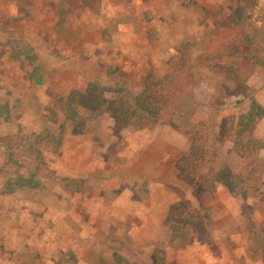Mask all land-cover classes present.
Listing matches in <instances>:
<instances>
[{"label":"rangeland","instance_id":"rangeland-1","mask_svg":"<svg viewBox=\"0 0 264 264\" xmlns=\"http://www.w3.org/2000/svg\"><path fill=\"white\" fill-rule=\"evenodd\" d=\"M85 1L70 0L69 10L94 12L108 43L101 48L113 54L104 59L103 53L84 68L74 58L66 60L61 38H48L61 53L41 52L40 20L19 22L21 32L10 30L18 24L10 13L0 22L8 27L0 31V264H106L115 254L150 263L157 248L167 264H264L251 252L243 198L225 185L205 202L211 218L204 235L185 229L172 239L168 223L173 203L197 204L175 166L188 148L184 132L191 124L206 123L217 168L238 171L264 159V149L241 155L220 131L224 118L255 109L253 134L264 141V0ZM240 7L252 13L263 45L254 58L227 59L247 76L249 93L218 103L222 86L231 81L196 65L192 92L181 97L174 115L176 127L130 125L117 134L107 111L68 102L72 89L57 84L62 79L84 89L96 80L105 85L107 98L119 87L139 94L151 68L172 79L171 62L184 41L193 44L188 55L195 63L200 42ZM83 55L93 58L92 51ZM39 63L68 66L47 69ZM247 202L252 219L264 221V184Z\"/></svg>","mask_w":264,"mask_h":264},{"label":"trees","instance_id":"trees-1","mask_svg":"<svg viewBox=\"0 0 264 264\" xmlns=\"http://www.w3.org/2000/svg\"><path fill=\"white\" fill-rule=\"evenodd\" d=\"M253 19L252 13L240 7L228 22L218 24L200 42L201 52L195 63L188 55L193 44L188 41L181 43L177 47L179 57L171 62L172 79L169 81L151 68L144 77V89L139 94H132L127 87H119L114 90L111 98H107L105 85L95 80L88 83L85 91L72 90L67 101L76 102L91 111H107L114 119L117 134L130 125L144 128L167 122L176 127L174 115L179 113L177 108L181 105V97L192 92L196 65L223 74L231 81V84L222 86L218 103L222 104L230 97L249 93L247 76L240 68L229 64L227 59L238 56L254 58L262 50L259 30ZM254 111L255 109H251L246 114L226 117L220 123L221 133L243 156L248 152L264 149V141L253 134L258 120V114ZM205 124L199 120L184 132L188 148L175 166L178 176L192 189L197 204L183 200L170 206L168 223L171 237L179 238L185 229L196 236L204 235L211 218L205 202L219 185H225L243 198L241 212L246 223L251 252L260 255L264 262V221L257 223L252 219L253 208L247 202L248 197L262 190L264 159L250 160L238 171L225 166L215 167L212 164L214 154L208 143ZM150 259V263H137L115 254L113 262L106 264H167V255L160 248L152 252Z\"/></svg>","mask_w":264,"mask_h":264},{"label":"crops","instance_id":"crops-1","mask_svg":"<svg viewBox=\"0 0 264 264\" xmlns=\"http://www.w3.org/2000/svg\"><path fill=\"white\" fill-rule=\"evenodd\" d=\"M33 2L36 5V8L34 10L32 9ZM85 2V0H81L79 5H82L83 3L85 4ZM8 3H10L9 7L7 5ZM70 5V0H0V22H3L5 20V15L7 13H10V15L8 16L10 18V21L13 22L15 20L18 23L15 27H13V23H11L10 30H17V28H21L20 26H18L19 22L27 23V21L36 22L40 20V31H42L40 37L44 42L43 48L40 47L41 52L49 53L56 50L58 53H61L62 49H53L52 47L54 46H50L53 45V43L48 39L50 36L52 38H61L62 40H60V43L58 45L67 48L65 54L66 60L74 58L79 64H81V66H83V68L88 63H91L92 60L98 61V56L104 57L103 53H105L104 59H106L108 52L109 54H113L112 50H106L108 46H106L103 50L101 48L104 45L108 44L106 42V39L103 37V22L96 20L92 16V13L94 12L89 11V9H87L85 12L88 16L80 10H72L71 12L69 10ZM3 12L5 13L2 15ZM39 14H41L40 17ZM63 18H65L66 22H63ZM69 20L74 22V24L71 25L70 23H68L67 21ZM97 21L99 23V26L93 28L95 25H98ZM29 28L31 29V27ZM35 28L37 29V24H35ZM5 29H8L7 25L4 23H0V31H3ZM77 36L81 37L80 45L76 41V38H78ZM32 37H39V33H37V35L32 33ZM63 38H66V40H63ZM67 51L69 54H67ZM90 51H92L93 53V58L83 55L84 53L88 55ZM76 53L77 55H74ZM107 58H109V56ZM67 66L68 64L63 66L60 63L57 65L49 64L47 66L40 63L37 64V67H45L47 69H63ZM83 71L85 70L83 69ZM79 73H81L80 70ZM81 76L83 77L82 73ZM59 80L60 81L57 82V84L60 85L61 90L68 88H71L72 90L75 88L80 89V85H78V83L74 84L72 82H66L65 80L64 82H62V79ZM87 86L88 84L85 85L84 89H80V91H85ZM39 97L38 99L41 100V96Z\"/></svg>","mask_w":264,"mask_h":264}]
</instances>
